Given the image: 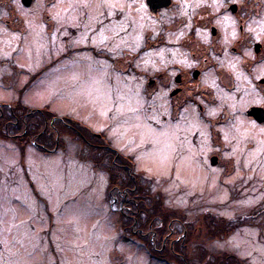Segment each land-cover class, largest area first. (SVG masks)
Wrapping results in <instances>:
<instances>
[{"label":"rangeland","instance_id":"1","mask_svg":"<svg viewBox=\"0 0 264 264\" xmlns=\"http://www.w3.org/2000/svg\"><path fill=\"white\" fill-rule=\"evenodd\" d=\"M42 2H36L32 9L35 11L24 14L20 11L23 17L18 11L6 17L5 10L13 8V4L10 0H0V137L5 134L6 127L12 135L23 132L17 136H39L44 122H48L60 129V135L64 137L62 146L67 144L60 153L49 157L28 147L27 157L22 159L13 141L0 140V264H56L47 237L51 216L39 198L35 199V189L40 198L49 201V210L55 215V228L51 231L53 242L57 249L68 246L71 264H215L217 261L231 264L234 260L229 258L231 254L245 264H264V132L261 131L264 125L254 121L253 126V120L245 114L248 106L264 104L254 103L258 95L264 97L263 93L254 92V85L248 78L240 80L238 91L228 96L232 101L220 91L235 116L217 126L223 142V160L218 166H212L208 156L214 148L209 139L208 124L189 127L192 120L199 121L195 108L192 107L191 115L184 116L175 126H166L168 111L159 99L147 97L146 74L160 71L169 64L166 61H169L170 49L143 55L139 61L142 76L137 73L124 77L117 75L110 63L97 60L90 53L78 58H84V62L81 60L75 73L70 72L67 63L46 70L54 56L67 53L70 41L81 46L90 40L98 48L121 56L124 50H130L120 44L121 39L127 44H136L137 34H143L146 26H153L152 21H140L136 16L144 25L142 30L134 31L133 27H128L119 38L113 37L111 31H105L109 40L101 44L99 23L94 21L91 30H86L84 24L88 21L80 10L63 12L56 9L54 11H61L64 19L58 22L51 41L39 15ZM17 6L25 9L19 2ZM101 11L106 14L105 9ZM74 15L80 27L71 32L73 26L68 21ZM100 19L108 25L123 17L117 12L114 17ZM5 21L17 26L23 23L26 26L24 32L28 34L20 33V28L17 33H11L6 29ZM262 26L264 22L259 23L255 32L263 33ZM85 32L87 39L82 41ZM132 32L136 36L129 38ZM32 34L37 41L33 49L28 42ZM117 44L120 48H116ZM29 52L32 57L27 59ZM237 61L241 63L239 59ZM240 66L236 69L243 75ZM38 71L42 73L37 77ZM258 74L261 76L264 70ZM98 75H101L102 90L107 96L105 102L104 96L84 92L92 87ZM133 92L140 96L131 98ZM163 94L167 105L166 92ZM28 109L37 111L28 112ZM53 115L66 119L67 125L54 119ZM152 116L158 119H150ZM17 121L20 124L24 121L26 125L12 126ZM38 122L40 126H37ZM157 124H165L164 129L156 128ZM170 128L176 131L172 147L167 144L164 147L161 143L165 142L164 136ZM96 144L117 149L122 157L128 155L134 159L140 186L145 185L158 193L168 212L184 213L182 218L186 222L195 223L197 230L189 254L181 256L178 247H175L176 251L170 247V252L169 248L168 253L162 252L167 255V261L161 263L154 257L152 262L145 244L136 247L122 238L121 225H127L128 221L112 209L109 190L110 186L118 185L119 178L108 165L102 167L108 153L95 147ZM148 145L149 149L146 148ZM197 145L202 149L197 150ZM161 150H164L163 154ZM191 153H196L195 166L184 164L183 159ZM173 163L179 167L176 174L171 175L169 170ZM31 182L34 189H31ZM123 182L122 187L127 183ZM136 199L141 198L137 196ZM69 200L71 202L67 203ZM205 213L218 217L220 227L233 225L235 229L227 235L222 233L217 224L208 222ZM163 225V221L156 220L155 226L162 233L161 242L167 235ZM200 242L202 246H199ZM31 250L37 251L33 257L29 256Z\"/></svg>","mask_w":264,"mask_h":264},{"label":"flooded vegetation","instance_id":"2","mask_svg":"<svg viewBox=\"0 0 264 264\" xmlns=\"http://www.w3.org/2000/svg\"><path fill=\"white\" fill-rule=\"evenodd\" d=\"M28 1H30L29 4L24 3V0H10L13 8L6 9L7 15L5 16H13V12L18 11L20 16L23 17L24 15L20 11L23 14L25 11H35L32 9L37 5L36 2L38 0H26L25 2ZM18 2L25 9H20L17 6ZM56 2L57 0H43L39 13L44 23L45 31L51 41L54 39L58 26V22L51 17V13L54 11L51 5ZM218 2L222 6L218 9H213L211 5L214 0H205L208 6L199 8L195 7L197 0H151L148 15L152 18L150 21L153 22V26H146L148 28L143 33L144 39L138 51L133 53L130 50H124L121 56H114L110 52L93 45L90 40L89 43L81 46H77L76 41H70L67 53L54 56L49 62L51 66H48L46 70H54L61 63H67L70 68L77 67L81 60L84 62V58H78L82 57L83 54L90 53L93 58L110 63L112 70L117 75L124 77L125 75L133 76L137 73L140 76L139 61L143 58V55L170 49L171 52H169L170 54L167 57L169 61H166L169 64L160 71L146 74L149 86L147 87V97L152 98L153 96L154 99H159L160 96L164 95L163 92H166L167 105L166 102L161 104L168 111L165 121L166 126H175L184 116L191 115L189 112H191L192 107L195 108L199 121H193L198 122L200 126L201 124H208V131L211 132L209 139L213 143L212 148H214V151L209 153L208 160L212 166H218L223 160L221 149L223 142L217 126L226 123L235 116L229 105L225 103V96H222L220 91L222 90L224 94L226 93V97L233 96L238 91L239 81L247 80V78L255 88L264 89V74L258 76V73L264 70L262 69L264 66V32L259 33L260 40L257 41L255 39L256 32L248 30L249 28L255 29L259 26V23L264 22V0H218ZM8 6L9 4L7 3L6 7L8 8ZM193 9H195L194 13ZM181 13L184 14L182 15ZM225 16L230 19L225 20ZM137 17L139 16L137 15ZM232 20H235L236 23L233 24ZM189 21L190 27H187L186 25L189 24ZM5 25L6 29L11 33H17L16 31L20 28V33L28 34L24 32L26 26L23 23L21 26H17L5 21ZM77 29V27H72L71 32H76ZM234 30L237 32L236 38L232 37ZM181 32H183V35L180 34ZM153 36H155V39H152ZM238 59L241 62L240 64L237 61ZM226 65L229 67H226ZM3 66L6 65L3 64ZM239 66L243 70V75L242 73L238 74L237 69ZM232 68H235V71ZM41 73L39 71L36 72L37 77ZM261 92L264 95V91ZM227 99L229 100L231 97ZM254 108L262 109L261 111L264 113V104H252L245 109L246 116L258 124L264 125V121L258 120V114L249 115V112H253ZM41 114L44 116V112H41ZM61 121L67 125L66 119ZM24 124L26 125V122L23 121L20 124L17 121L13 122L12 126L20 128ZM40 125L41 123L38 122L37 126ZM44 125L42 128L45 131L43 136H41L42 131L38 133L39 136L28 135L25 137L17 136L18 134H23V132L12 135L6 127L5 134H7V137L1 135L0 140L13 141L12 143L17 145L22 159L27 157L26 151L28 147L36 148L43 156L48 157L60 153L67 144L65 143L62 146L64 137L60 135V129L55 124L50 125L48 122L47 124L44 122ZM190 126H192V122ZM164 127L165 124H157L156 126L158 129H164ZM167 130H174L173 133H176L175 128ZM48 134L49 136H47ZM98 136L101 137V135ZM17 139L19 140L17 141ZM173 139L174 134L172 141ZM95 147L108 153L102 163L104 166L99 163V168L101 166L107 167L106 165H108V169L115 170L116 177L119 178L118 185L110 186L109 190L111 191L112 200L110 204L112 209L123 220L128 221L127 225L125 223L121 225L123 230L122 238L136 247L141 248L145 244L148 256L152 259V262H154V257H156V261L161 263L167 261V255L162 252L166 251L168 253L167 248H169L168 251L170 252V247H174L175 251V247H178L177 249L180 251L181 256L189 254L194 238L193 235L197 230L195 223L193 225V221L186 222L182 218L184 213L168 212L163 207L158 193H154L145 185L140 186L139 174L135 172L137 163L134 159L128 155H123L122 157V154L117 149H111L99 144H96ZM146 148L149 149L150 146L148 145ZM196 148L197 150L202 149L198 145ZM185 158L187 160L191 158L193 166L197 158L196 153H191L190 156ZM178 165L177 163L172 164L169 170L171 175L176 174ZM123 181L127 183L122 187L125 183ZM34 188L35 186L31 182V189ZM33 191L35 199L39 198V202L45 205L44 207L49 216H51V220L48 223L47 237L51 241L50 252L55 254L56 264H71L72 255L70 250L67 249L68 246H66L67 248L57 249L53 242L51 231H54L55 228V215L49 210V201L43 197L40 198V193H37V189ZM137 196L141 198L139 201L136 199ZM70 202L69 200L67 203ZM205 214L208 215V222H213L219 226L221 222H219L218 217H210L213 213ZM158 219L163 221V228L166 226L164 231H167V235L162 239V242L160 241L162 233L155 226ZM209 227L210 229L214 228ZM218 230L220 231V226ZM64 239H66L65 236ZM66 241L71 244L70 239H66ZM159 242L160 245L158 244ZM202 245L203 243L200 242L199 246ZM136 250L140 251L139 248H136ZM36 254L37 251L31 250L29 256L33 257ZM229 258L234 259L231 264L246 263L232 254L229 255ZM215 264L224 263L217 261Z\"/></svg>","mask_w":264,"mask_h":264},{"label":"snow or ice","instance_id":"3","mask_svg":"<svg viewBox=\"0 0 264 264\" xmlns=\"http://www.w3.org/2000/svg\"><path fill=\"white\" fill-rule=\"evenodd\" d=\"M66 3V6H64ZM151 4V0H57L56 3H53L51 5V8L53 10L56 9H62L63 12H68L71 10L72 12H77L80 10L83 15L86 17L88 23L84 24V28L86 30H91V24L95 21L101 25V28L99 30L100 35V43L103 44L106 41L109 40V36L105 35V31H111L113 37L119 38L121 32H127L128 27H133V30L136 29H143L144 25L143 23H140L137 21L136 16H139V20L143 21L145 19L151 20L152 18L148 15L149 6ZM208 5L205 3V0H197V3L195 5L196 8L199 7H207ZM222 5L218 2V0H214V3L211 5L213 9H218ZM101 9L106 10L101 11ZM195 9H193L194 13ZM117 12H119L120 16L123 17L122 20L119 22L110 21L108 25H105L103 23V20L100 19V17H104L107 19L108 17H114L117 15ZM95 13V14H93ZM182 15L184 13H181ZM51 17L54 21L59 22L60 20L64 19L61 15V11H53L51 13ZM225 20H229L230 18L225 16ZM77 16H72L68 23H71L73 27L79 28L80 25L76 23ZM131 21V24H128V22ZM219 23V21H217ZM232 23L235 24V20H232ZM31 27V25L29 24ZM187 27H190V21L189 24L186 25ZM251 32H255V29L249 28L248 29ZM261 31H264V26L261 27ZM183 35V32L180 33ZM237 32L234 30L232 32V37L236 38ZM87 39V33L83 34L81 36V40ZM144 37L142 32L138 33L135 37V40L137 41L136 44H127L123 39H121L120 44H124L126 47H128L133 53L139 50V47L141 46V42L143 41ZM152 39H155V36L152 37ZM255 39L257 41L260 40V34L259 32L256 33ZM93 43H96L94 40ZM120 44L116 45V48H120ZM254 92H261L264 91V89H257L253 87ZM138 95V93H137ZM123 99V97H122ZM139 103V102H138ZM256 104L264 103V97H260L258 95L257 99L254 101ZM133 111H137V109H133ZM150 119L157 120L158 117L152 116ZM243 121H241L242 123ZM253 126L255 125V122H252ZM195 127V125H193ZM262 132H264V129H261ZM164 134V133H162Z\"/></svg>","mask_w":264,"mask_h":264},{"label":"bare ground","instance_id":"4","mask_svg":"<svg viewBox=\"0 0 264 264\" xmlns=\"http://www.w3.org/2000/svg\"><path fill=\"white\" fill-rule=\"evenodd\" d=\"M35 28L36 27L33 26V33L36 32ZM130 35L131 36L129 38H134L136 36V33L135 32H132ZM34 37H35V35L32 34V36H30L29 37V40H28L29 46L31 47V49H33V46L37 43V41H36V39H34ZM29 57H32L31 52L27 53V59H29ZM228 60H230V59H228ZM77 70H78L77 67H73V68H71L70 72L71 71H74V73H75V72H77ZM100 77H101V75H98L97 78H96L97 80L93 84H91L92 87L89 88V89H85L84 92H88V93H91L92 92L91 95H99V96L101 95V96H104L105 99H103V100L105 102L107 96H106V93H104V91L102 90L103 88L101 86V82H100V79H99ZM130 95L132 96L131 98H133V99H136V98H138V96H140V95H137L134 92L132 94H130ZM96 101L98 102V99ZM229 101H232V100L229 99ZM159 102H161L162 104H164V102H165V96L164 95L159 97ZM164 110H166V108H164ZM189 114H191V112H189ZM193 125H195V127H200V125H199L198 122L192 120V126ZM173 131L174 130H167L168 133H166V135L164 136L165 142H162L161 143V144L164 145V147L166 146L165 144H167L168 146H170L172 144ZM170 147H172V145ZM163 153H164V150L162 151V154ZM189 159H188L189 162H188V160L186 158L184 159V161H185L184 164L185 165L191 164L192 159L191 158H189ZM105 235H106V232L102 235V237H104Z\"/></svg>","mask_w":264,"mask_h":264},{"label":"trees","instance_id":"5","mask_svg":"<svg viewBox=\"0 0 264 264\" xmlns=\"http://www.w3.org/2000/svg\"><path fill=\"white\" fill-rule=\"evenodd\" d=\"M27 111L28 112H34V111H37V110H35V109H28ZM53 118L54 119L56 118L59 121L63 120V119H59L56 115H53ZM2 136H4V137L6 136L7 137V134H4ZM234 229L235 228H233V225H230V226H227V227L226 226L225 227H223V226L220 227L221 232L224 233V234H226V235L229 234V233H231Z\"/></svg>","mask_w":264,"mask_h":264},{"label":"water","instance_id":"6","mask_svg":"<svg viewBox=\"0 0 264 264\" xmlns=\"http://www.w3.org/2000/svg\"><path fill=\"white\" fill-rule=\"evenodd\" d=\"M26 0H24V3H26V4H29L30 3V1H28V2H25ZM262 109H254V111L253 112H251V113H249L250 115H255V113L256 114H258V120L259 121H261V122H263L264 121V113H262V111H261Z\"/></svg>","mask_w":264,"mask_h":264}]
</instances>
